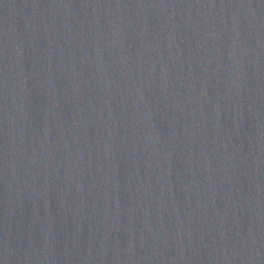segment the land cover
Masks as SVG:
<instances>
[{"label":"water","instance_id":"water-1","mask_svg":"<svg viewBox=\"0 0 264 264\" xmlns=\"http://www.w3.org/2000/svg\"><path fill=\"white\" fill-rule=\"evenodd\" d=\"M0 264H264V0H0Z\"/></svg>","mask_w":264,"mask_h":264}]
</instances>
